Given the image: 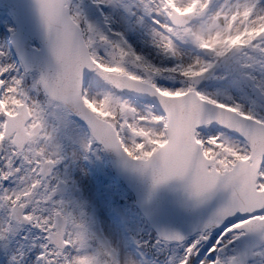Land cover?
I'll return each instance as SVG.
<instances>
[{
    "label": "snow or ice",
    "instance_id": "obj_1",
    "mask_svg": "<svg viewBox=\"0 0 264 264\" xmlns=\"http://www.w3.org/2000/svg\"><path fill=\"white\" fill-rule=\"evenodd\" d=\"M4 11L0 264H264V0ZM101 153L147 185L142 207L178 185L192 232L146 211L105 235L72 178Z\"/></svg>",
    "mask_w": 264,
    "mask_h": 264
},
{
    "label": "rangeland",
    "instance_id": "obj_2",
    "mask_svg": "<svg viewBox=\"0 0 264 264\" xmlns=\"http://www.w3.org/2000/svg\"><path fill=\"white\" fill-rule=\"evenodd\" d=\"M5 16L4 9L0 7V42L4 40L6 32V28L4 27L6 22ZM72 178L76 182L73 191L82 197L90 207V214L99 222L100 228L105 235L108 234L110 226L122 223H128L133 229L141 228L138 222L140 216L131 210L126 194L121 184L112 175L104 153H101L99 159L90 157L87 161H76ZM110 185L113 186L115 201L121 205L113 209H109L107 205L109 201L107 195L109 194ZM100 186L102 189L99 192L97 188ZM122 206L127 209L125 210Z\"/></svg>",
    "mask_w": 264,
    "mask_h": 264
},
{
    "label": "water",
    "instance_id": "obj_3",
    "mask_svg": "<svg viewBox=\"0 0 264 264\" xmlns=\"http://www.w3.org/2000/svg\"><path fill=\"white\" fill-rule=\"evenodd\" d=\"M6 0H0V5H5ZM109 163L116 176L125 184L132 192L135 199V206L148 222V217L144 215L147 211L153 215V220L161 226L175 227L185 234L192 232L195 228L199 213H185L179 209L180 202L183 199L182 189L176 185H169L162 189L156 197L147 204L142 202L147 195V185L141 182L130 183L118 171L116 166V157L111 153H106ZM149 224V223H148ZM190 237V236H189Z\"/></svg>",
    "mask_w": 264,
    "mask_h": 264
}]
</instances>
